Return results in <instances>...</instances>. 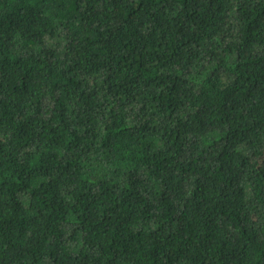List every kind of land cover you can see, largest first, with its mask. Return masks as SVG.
I'll use <instances>...</instances> for the list:
<instances>
[{"label":"trees","instance_id":"16d2710c","mask_svg":"<svg viewBox=\"0 0 264 264\" xmlns=\"http://www.w3.org/2000/svg\"><path fill=\"white\" fill-rule=\"evenodd\" d=\"M0 264H264V0H0Z\"/></svg>","mask_w":264,"mask_h":264}]
</instances>
